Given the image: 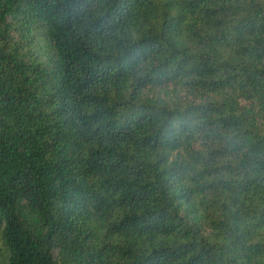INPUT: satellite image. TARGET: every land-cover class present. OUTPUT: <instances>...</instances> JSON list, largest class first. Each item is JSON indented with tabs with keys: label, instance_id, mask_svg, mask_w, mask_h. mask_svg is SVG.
Returning <instances> with one entry per match:
<instances>
[{
	"label": "trees",
	"instance_id": "16d2710c",
	"mask_svg": "<svg viewBox=\"0 0 264 264\" xmlns=\"http://www.w3.org/2000/svg\"><path fill=\"white\" fill-rule=\"evenodd\" d=\"M0 264H264V0H0Z\"/></svg>",
	"mask_w": 264,
	"mask_h": 264
},
{
	"label": "clouds",
	"instance_id": "9594fccd",
	"mask_svg": "<svg viewBox=\"0 0 264 264\" xmlns=\"http://www.w3.org/2000/svg\"><path fill=\"white\" fill-rule=\"evenodd\" d=\"M143 68H144V65H141V69H143ZM140 74H143V72L141 71Z\"/></svg>",
	"mask_w": 264,
	"mask_h": 264
}]
</instances>
